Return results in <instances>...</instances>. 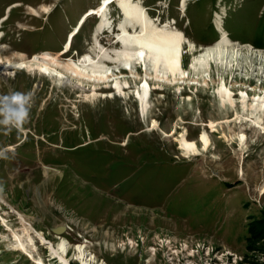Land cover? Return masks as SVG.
<instances>
[{
    "label": "rangeland",
    "instance_id": "obj_1",
    "mask_svg": "<svg viewBox=\"0 0 264 264\" xmlns=\"http://www.w3.org/2000/svg\"><path fill=\"white\" fill-rule=\"evenodd\" d=\"M179 2L139 0L153 20L171 22L195 43L192 51L184 45L189 76L184 84L159 83L149 61L139 62L127 71V96L103 82L90 100L76 87L89 91L90 84L69 73L71 83L17 68L0 72V95L28 97L24 123L0 125V264H81L79 245L96 264L264 263V254L247 251L246 243L248 223L264 216V129L237 124L236 114L214 95L221 77L235 92L249 88L251 96L264 95V0H188V11ZM99 3L0 0V22L6 17L0 27L2 59L18 52L24 59L61 54L81 16ZM118 9L109 7L115 25L122 20ZM98 21L87 19L72 49L60 56L64 64L101 44L103 53L117 52L112 33H99L101 44L94 42ZM223 38L231 45L212 63L211 78L209 71L195 70L194 56ZM145 79L151 97L143 118L132 94ZM260 120L264 127V116ZM212 122L218 132H211ZM204 130L211 135L210 150L199 144V154L186 155L179 146L182 132L198 141ZM241 130L248 137L244 146L236 139ZM36 232L56 247L66 241L68 262L53 257Z\"/></svg>",
    "mask_w": 264,
    "mask_h": 264
},
{
    "label": "bare ground",
    "instance_id": "obj_2",
    "mask_svg": "<svg viewBox=\"0 0 264 264\" xmlns=\"http://www.w3.org/2000/svg\"><path fill=\"white\" fill-rule=\"evenodd\" d=\"M187 1L188 0H181V10H187ZM113 3L119 8L122 16V20L117 25H115L111 17L108 16L109 5ZM18 4L19 3L11 5L9 12L13 7L18 6ZM31 9L35 15L40 16L38 11L34 10L32 7ZM42 9L44 13L50 12V8L47 6H42ZM85 13L79 19L78 26L70 33V40L68 43L66 40L65 43H67V45L65 49L63 48L64 51H62L59 55H52L49 52H45L42 53V55L39 54L28 59H24L23 57L25 54L18 52L14 53L12 57H8L6 61H4L2 59L1 45V40L3 39L4 34L0 31V72L4 71V73L7 74L8 70L17 68L21 71L26 70L34 73V75H36V73L44 76L48 75L55 81H58V83H62L64 80L71 83L72 76L78 81L90 84V89L88 88L89 91L86 90L83 84L79 85L77 83L78 85L76 86L78 89H81L86 98L88 97L90 100L96 99V94L99 92V88H101L99 85L103 82L114 84L119 93L127 96V92L123 88L130 83L126 67H130L132 72L133 68L138 67L139 62L146 64L147 61H149V65L154 68L156 72L155 75L158 76L159 83H165L166 81H171V83L177 84L181 82L182 84L186 83V77L189 76H187V71L183 66L184 45L188 42V45L191 47V51L196 48V45L194 42L188 40L181 30L173 27L171 22L167 21L165 23H157L152 17L146 14L145 7L139 4V0H103L97 7L90 8L86 10ZM90 16H96L100 20L95 28L96 39L94 38V42L97 41L98 44H101V39L98 37V34L110 32L114 35V39H116L111 46H115V49H118L116 50L117 52H114V50L111 55L108 53H106V55L105 52L103 53L104 45L101 44L100 47L102 46L103 50H99L97 48L94 51L90 50V53L82 55V58H79L77 61L71 60L69 63L64 64L60 60V56L72 49L75 35L79 32ZM217 17L218 15H216V18ZM5 19L6 17L4 16L0 22V27ZM216 28L217 30H220L221 27ZM116 30L118 32H115ZM222 34L223 37L226 36L225 33ZM225 39L226 38H223V40L218 41L213 46L206 47L201 52L202 54L194 56L195 60L193 59L194 61L191 66H193L195 70L202 68V72L205 73L209 71L208 75L211 78L210 71L213 67L212 63H215L218 56L222 57L223 53H226V48L231 45L229 42L225 41ZM108 52L110 53L111 51L109 50ZM18 58L21 59L19 60ZM67 73L71 76L68 77ZM208 80L209 79L205 78L203 82H206L207 84ZM220 80V84L215 88L214 95L218 98L220 105L223 108L230 107L236 114V123L242 127L244 124H251L252 127L264 129V127L261 126L262 120H260V118L264 116V95L261 97L259 94L254 92L251 96V92L248 90L249 88H239L237 89L238 92H235L232 85H228L224 77H221ZM109 84H106L107 87ZM137 87L136 94H139V97L137 94V102L139 99V104H141V113L143 118H145L144 116L150 113L147 98L149 89H151L149 79H145L142 82V85ZM110 95L113 94L111 93ZM258 95L259 97H257ZM106 97H108V95H106ZM240 111H242L241 113L243 114H240ZM156 125L157 122L154 121L153 126L155 127ZM211 125V132H218L215 123L212 122ZM224 137L227 138L228 141L231 139L227 135H224ZM247 138V134L241 130L240 133L237 134L236 139L240 146H244L246 145ZM199 144L204 151L208 152L210 150L212 140L208 131H202L199 134L198 141L189 139L187 132L185 131L180 135L179 146L186 155L199 154L201 151ZM9 148L13 149L12 146H9ZM45 172L47 173L48 169H45ZM22 223L23 226L27 224L24 218ZM23 228L25 233L28 235L29 241L33 243L31 245H34V240L30 235L31 231L29 232L30 227L28 228L27 226ZM36 235L43 241V243L49 244L53 257H57L63 262H68L65 258L67 244L66 241L62 240V237L57 236V238L62 240V242H59L56 247L51 241H48V238L44 235V233L36 232ZM16 237L18 239L19 247L25 249L27 243L23 241L21 236L16 235ZM78 250V257L81 264H96L95 256L93 257L88 254L85 250V246L79 245ZM37 263L42 264L41 261H38Z\"/></svg>",
    "mask_w": 264,
    "mask_h": 264
},
{
    "label": "clouds",
    "instance_id": "obj_3",
    "mask_svg": "<svg viewBox=\"0 0 264 264\" xmlns=\"http://www.w3.org/2000/svg\"><path fill=\"white\" fill-rule=\"evenodd\" d=\"M28 116V97L19 92L0 95V125L19 127ZM264 260V257H261Z\"/></svg>",
    "mask_w": 264,
    "mask_h": 264
},
{
    "label": "trees",
    "instance_id": "obj_4",
    "mask_svg": "<svg viewBox=\"0 0 264 264\" xmlns=\"http://www.w3.org/2000/svg\"><path fill=\"white\" fill-rule=\"evenodd\" d=\"M77 148V147H76ZM247 251L264 254V216L254 217L248 223ZM264 264V263H256Z\"/></svg>",
    "mask_w": 264,
    "mask_h": 264
},
{
    "label": "water",
    "instance_id": "obj_5",
    "mask_svg": "<svg viewBox=\"0 0 264 264\" xmlns=\"http://www.w3.org/2000/svg\"><path fill=\"white\" fill-rule=\"evenodd\" d=\"M64 231V228H56L55 229V232H57V233H61V232H63Z\"/></svg>",
    "mask_w": 264,
    "mask_h": 264
},
{
    "label": "flooded vegetation",
    "instance_id": "obj_6",
    "mask_svg": "<svg viewBox=\"0 0 264 264\" xmlns=\"http://www.w3.org/2000/svg\"><path fill=\"white\" fill-rule=\"evenodd\" d=\"M110 33V32H109ZM112 35V34H111Z\"/></svg>",
    "mask_w": 264,
    "mask_h": 264
}]
</instances>
